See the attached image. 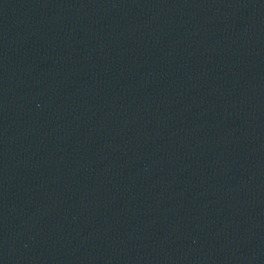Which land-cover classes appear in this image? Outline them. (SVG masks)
Instances as JSON below:
<instances>
[{"label": "water", "instance_id": "1", "mask_svg": "<svg viewBox=\"0 0 264 264\" xmlns=\"http://www.w3.org/2000/svg\"><path fill=\"white\" fill-rule=\"evenodd\" d=\"M0 264H264V0H0Z\"/></svg>", "mask_w": 264, "mask_h": 264}]
</instances>
